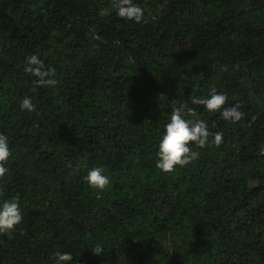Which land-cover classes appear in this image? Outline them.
I'll use <instances>...</instances> for the list:
<instances>
[{
  "label": "trees",
  "instance_id": "16d2710c",
  "mask_svg": "<svg viewBox=\"0 0 264 264\" xmlns=\"http://www.w3.org/2000/svg\"><path fill=\"white\" fill-rule=\"evenodd\" d=\"M133 3L144 22L114 0H0V204L18 195L24 217L0 234V264H264V0ZM33 54L55 87H34ZM213 88L244 119L191 103ZM182 105L223 142L166 174L158 145Z\"/></svg>",
  "mask_w": 264,
  "mask_h": 264
},
{
  "label": "clouds",
  "instance_id": "9594fccd",
  "mask_svg": "<svg viewBox=\"0 0 264 264\" xmlns=\"http://www.w3.org/2000/svg\"><path fill=\"white\" fill-rule=\"evenodd\" d=\"M114 7L117 15L124 20L135 21L137 24L144 22V11L141 7L133 3V0H114ZM108 9H104L101 15H108ZM99 39V37H95ZM227 70V69H225ZM25 71L35 77L33 81L34 87H55L58 81L55 79L56 70L52 67H45L44 62L35 54L27 57V66ZM164 97L161 95L160 98ZM228 97L225 94H218L215 88L211 89L209 97H192L193 105L203 106L208 112L221 113V117L225 121L237 123L244 119L245 113L240 110L241 106L225 107ZM22 110L35 111L31 99L25 98L21 102ZM185 116L193 119H186ZM255 120V117H252ZM211 142L219 147L223 142V133H211L207 124L197 118V112L194 108L187 105L174 107L170 116V122L165 126V134L163 135L157 152L156 167L163 173H171L177 167H185L193 163L199 158V152L194 151L192 145L196 148H204ZM259 155L264 156V148L261 149ZM12 152L9 147L8 139L5 134L0 133V178H3L8 169L4 166ZM71 163L68 168H72ZM79 167V166H77ZM85 181L92 189L100 191L105 190L109 183V177L104 174V169L94 167L90 169L84 177ZM2 194V190H0ZM20 197L17 195L11 199H5L0 204V234H11L18 225L21 224L24 217L21 212L19 203ZM94 254L100 255L104 252L102 246L97 245ZM56 264H68L73 260L70 253H55Z\"/></svg>",
  "mask_w": 264,
  "mask_h": 264
}]
</instances>
